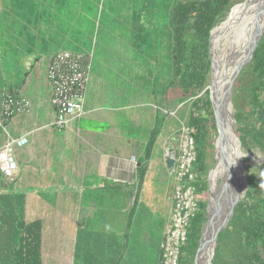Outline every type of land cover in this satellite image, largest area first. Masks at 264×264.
Listing matches in <instances>:
<instances>
[{
    "label": "crops",
    "instance_id": "0c3cea01",
    "mask_svg": "<svg viewBox=\"0 0 264 264\" xmlns=\"http://www.w3.org/2000/svg\"><path fill=\"white\" fill-rule=\"evenodd\" d=\"M45 27V24H39L33 29L35 34L29 35L25 43L16 48L19 52L18 57L26 59L27 70L24 67L25 71L23 70L20 75L19 67L10 66L8 68L10 70L4 72L5 87L1 90V103L8 92L30 101L26 112L4 122V129L7 125L8 128L21 133L15 136L16 138L26 136L29 140L28 144L22 147L29 145L22 153L23 166L15 154L19 164L16 177L18 178L19 173L23 171L25 174L23 186L27 189L24 196L30 197L29 199L23 196L24 220L26 223L38 220L42 222V258L43 253L57 252L58 264H133L128 244L129 212L141 188L147 189L149 186L148 162L155 154L160 153V149L157 152L160 146L164 155L161 160L164 164L163 169L161 171L159 169L160 182L170 178V175L174 176V169L169 170L165 164L167 150L170 147L177 148L176 129L170 122L172 112L169 109L174 104L170 105L168 98L162 97L161 100L168 110L161 116L162 102L150 104L132 102L130 105L127 96H123L121 92L100 88L95 92L86 93L84 113L81 116L70 117L66 128L57 130L54 127L56 110L51 104V86L47 79V71L58 52L48 56L45 42L47 36L45 35L44 39L39 34ZM56 38L57 36L49 37L51 41ZM87 55L91 56L92 70L93 54ZM40 60H44L46 67L43 85L30 76L34 68L40 65ZM3 82L4 80L1 86ZM136 106H150L155 111L142 110L130 113V116L129 108ZM129 120L143 130L138 133L130 132ZM8 136L12 135L7 134V138ZM153 139L151 155L146 159L147 147ZM51 148L55 153H59L58 156L62 159H66V155L69 156L70 174L63 179L55 177L52 183L49 181L47 184L41 175V183L40 179L31 176V171L35 169L40 173L45 172L49 167L47 161ZM37 159L39 162L35 164ZM43 166L45 167L42 168ZM16 177L13 180L0 178L2 179L0 185L2 188L5 187L3 188L5 193L0 200V231L7 229L8 234L15 230L17 221V215L13 212L16 211L14 202L16 192L12 185ZM31 178L35 182L34 186ZM32 187L41 191L49 189L46 192L55 198L54 203L57 207L54 226L48 223L47 215L41 213L42 209L35 208L36 205H45L48 202L43 199L42 192H35ZM136 202L141 203L138 200ZM173 206L174 193L172 203L169 205L167 201V208L164 211L166 219L162 228L160 248L168 226L165 225L167 220L171 219ZM4 207H10L12 214L11 210L8 215L4 214ZM143 213V209L137 204L135 223L139 222V216H144ZM6 217L7 222L4 221ZM51 231H57L54 232V237ZM148 236L145 234L141 241H137L139 248ZM148 241L143 243V248ZM144 262L143 258L138 264H145Z\"/></svg>",
    "mask_w": 264,
    "mask_h": 264
},
{
    "label": "rangeland",
    "instance_id": "374dc122",
    "mask_svg": "<svg viewBox=\"0 0 264 264\" xmlns=\"http://www.w3.org/2000/svg\"><path fill=\"white\" fill-rule=\"evenodd\" d=\"M175 1L177 0H0V119H2L1 90H4L5 87L4 72L7 73L10 70L8 68L13 65L19 67L21 70L20 75H22L24 67L25 70H27L25 66L26 59L24 60L18 57L19 52L16 48L23 45V42L25 43L29 35H34L35 32H33V29L38 27L41 23L46 26L39 34L44 39L45 35L47 36L45 42L48 56L64 50L93 54L92 70H90L89 73L87 93L95 92L96 89L100 88L111 92L117 90L121 92L123 96H127V102L130 105H132V102L137 104L162 102V97L166 95L168 96L167 98H170V95H168L170 93L167 94L166 91H168V89L166 88L172 77V31L169 28L167 16ZM234 1L231 8L221 17L216 27L221 26L228 20L233 9L255 0ZM257 13H262L264 16V8L258 10ZM140 23L142 26L138 27ZM263 26L264 23L259 30ZM231 32L232 31H228L218 38V42L220 43L219 48L221 50L225 49L221 54L222 58H220L221 64L225 63L220 67L221 72H223V66L226 65L228 58L232 57L233 52L237 53L239 50L240 43L234 46V49L231 48L230 40H228L230 39ZM56 36L57 38L55 40L51 41L49 39V37L54 38ZM240 39L242 40V38ZM17 42L19 43L17 44ZM219 52L221 53V51ZM8 58H10V60H8ZM239 61L234 65V68ZM39 63L40 65L34 68L30 76H32L33 80L35 79L39 81V84L43 85L45 83V63L44 60H40ZM227 67L228 66H226V68ZM244 67H247V65ZM241 71L232 83L231 114L234 115V117L236 113L237 115H246L253 120L252 116H250L249 100L245 92L247 83L251 81V75H247L241 79L243 83V86H241ZM2 80H4V82L1 86ZM211 81L212 78L210 76L207 87L211 85ZM172 106L169 108L172 112V114H170V122L176 129L175 146L178 148L182 131L181 128L188 122L190 104L186 102L183 105L174 104ZM161 108L162 116L165 114V111L168 110L164 101L161 104ZM150 109L155 111V109L150 106L132 107L129 108V115L130 113L133 114ZM251 120L247 122L252 124ZM236 125L237 122L235 123V126ZM5 128L6 129L0 126V147L8 140L7 134H11L13 138L21 134L20 132L14 131L12 128H8L7 125ZM57 130L59 129L57 128ZM142 130V128L136 126L129 120L130 132L138 133ZM27 148H29V145L20 149L13 147V151L18 156L22 166L24 164L22 153L24 150H27ZM159 149L160 153L158 155L155 154L153 159L148 162V169L150 172L149 186L147 189L141 188L137 199L138 202L141 201V203L137 204L143 209L144 216H139V222L135 224L132 230L135 232L133 237L136 243L137 241H141L145 234L149 235L143 240L141 245L149 240L146 242L145 246L149 248V252L151 251L153 258H156V254L160 249L162 228L166 219L164 211L167 208V201H169V205L173 201V189L175 185V178L173 175H170V178H167L165 181L160 182L159 169L160 171L163 169L162 165L164 164H162L163 161L161 160L164 155L163 151H161V146L157 149V152ZM240 149L242 152L240 158L244 159L248 157L249 164L252 167L253 174L258 183L260 194L264 196V188L260 187V185L264 183V152L256 148L245 151L242 145ZM58 155L59 153H55L51 148L50 157L47 161L49 167L45 172L41 173L34 169V171H31V176L40 179L42 183V175L47 184L49 181L52 183L55 177H62L63 179L66 175H69V156L66 155V160ZM215 155L216 152L214 147L208 159L209 172L213 171L217 165ZM30 162L32 161L30 160ZM38 162V159L35 160V164ZM58 165L61 167H57ZM44 167L45 166L42 168ZM27 173H29V171ZM222 177L218 180L217 185L219 186L223 181ZM24 179L25 174L21 171L18 178L16 177V181L12 183L16 192L14 199V202H16V211L13 212L15 215H21L20 217L25 216L23 205L24 197L30 199V197L24 196V194L27 193V189L23 186ZM242 179L245 189H248L247 172L245 168L242 170ZM31 180L34 186L35 182L32 178ZM1 181L2 179H0V182ZM3 188L2 185H0V200L2 194L5 193ZM30 190L29 188V191ZM46 190L47 189L41 191L33 188L35 192H42L43 199L48 202V204L45 205H36L35 208L42 209L41 213L47 215L48 223L54 226L56 223L55 208L57 205L54 203L55 198H52ZM136 190L137 189H135V191ZM47 191H49V189ZM1 205L3 206L2 202ZM3 210L6 215L10 213V210L12 214V209L10 207H4ZM7 220L8 217H6L4 221L7 222ZM169 224L170 219L167 220L165 226ZM54 232L56 233L57 231H51L53 237ZM1 235L0 232V243L7 242L6 238ZM233 238L232 233H225L223 235L215 264H227L230 257L228 244L232 242ZM11 248L12 246L6 243L0 245V264H9V260L7 257L5 258V256ZM43 254L44 264H58L59 260H57V255H59V253L46 252ZM151 264H156V259L151 261Z\"/></svg>",
    "mask_w": 264,
    "mask_h": 264
},
{
    "label": "trees",
    "instance_id": "16d2710c",
    "mask_svg": "<svg viewBox=\"0 0 264 264\" xmlns=\"http://www.w3.org/2000/svg\"><path fill=\"white\" fill-rule=\"evenodd\" d=\"M234 0H177L168 12V25L172 31V77L167 88L169 104H190L186 124L193 137L196 149L195 181L198 208L191 219L185 245L180 252L179 264H194L200 245L202 228L208 220L209 202V157L214 150L217 127L210 89L204 91L211 75V57L209 50L210 34L221 17L233 5ZM141 21V18H140ZM140 23L138 27H141ZM83 53V52H82ZM251 75L245 92L249 100L251 120L246 115L235 114L238 133L245 151L259 149L264 152V35L247 67L241 71V79ZM171 90V91H170ZM166 97H168L166 95ZM171 107V106H170ZM252 121V124L247 121ZM157 135V134H155ZM154 139L147 147L145 158L149 159ZM247 172L248 189L244 199L236 206L234 215L228 225L218 236V246L213 258L215 264L220 250V242L225 233H232L233 240L228 244L230 257L227 264H264V196L260 194L258 183L249 164L244 159ZM0 178H4L0 173ZM139 190V189H138ZM139 192V191H138ZM138 199V194L136 201ZM129 212L128 244L133 264L144 258L145 264L163 262V250L160 248L153 258L147 246L139 248L134 242L135 213L137 202ZM17 215L14 231H0L8 244L12 246L5 256L9 264H43L42 235L43 225L40 220L26 223L24 216ZM3 243H0L3 244ZM136 244V246H135ZM138 244V245H137ZM131 260V259H130Z\"/></svg>",
    "mask_w": 264,
    "mask_h": 264
},
{
    "label": "built area",
    "instance_id": "2783aa9c",
    "mask_svg": "<svg viewBox=\"0 0 264 264\" xmlns=\"http://www.w3.org/2000/svg\"><path fill=\"white\" fill-rule=\"evenodd\" d=\"M90 67L91 56L85 53L64 50L54 56L47 77L51 86V104L56 110L55 128L65 129L70 117L84 113ZM29 106L28 99L6 93L2 100L0 126L4 127L5 121L26 112ZM181 129L174 168V206L161 245L162 264H179L190 221L198 208L196 187L193 184L197 156L195 142L186 125ZM28 141L26 136H8V141L0 147V173L4 178L13 180L16 177L19 164L13 147L22 148Z\"/></svg>",
    "mask_w": 264,
    "mask_h": 264
},
{
    "label": "water",
    "instance_id": "95a60500",
    "mask_svg": "<svg viewBox=\"0 0 264 264\" xmlns=\"http://www.w3.org/2000/svg\"><path fill=\"white\" fill-rule=\"evenodd\" d=\"M215 26L210 34L209 50L211 57V85L204 91L210 89V100L214 110L218 137L215 142V152L217 167L220 165L225 176L221 184L224 187L215 196L213 201V191L211 183V172L208 174L209 179V202L207 207L208 220L202 228L200 245L196 254L194 264H213V258L218 246V236L225 230L233 215L236 206L244 199L247 189L243 188L242 170L243 159L240 158L241 141L235 131L236 119L234 115L227 112L228 105H231V88L232 83L242 68L247 65L264 35V29L256 36L252 45L247 51L244 59L238 63L233 73H220L218 68L212 42L214 38ZM229 76V77H228ZM232 133L230 135L229 133ZM234 138V140L232 139ZM233 148V151H230ZM177 148L170 147L165 155V164L169 170H173L176 164ZM248 184V183H247ZM221 186V185H220ZM233 197L231 200L229 197ZM228 199L229 203H226Z\"/></svg>",
    "mask_w": 264,
    "mask_h": 264
},
{
    "label": "bare ground",
    "instance_id": "6f19581e",
    "mask_svg": "<svg viewBox=\"0 0 264 264\" xmlns=\"http://www.w3.org/2000/svg\"><path fill=\"white\" fill-rule=\"evenodd\" d=\"M262 8H264V0H255L247 4L241 5L240 7L233 9L231 13L229 12L230 15H229L228 20L225 23H223L221 26L215 29L212 46H213V50L215 53V59L217 62L216 66H218V68L219 66L222 67V65L225 64V63L221 64V61H220V58H222L221 54L224 52L225 49L221 50L219 48L220 43L218 42V38L222 34L228 31H232L230 39H228L230 40L231 48L234 49L235 48L234 46L240 43L239 50L237 51V53L233 52L232 57L228 58L226 65L223 66V72H221L219 69L220 73H229V75H231L233 73V70L235 69L234 65L239 60H240L239 61L240 63L244 59V57L247 54L248 49L252 45L256 36L264 29V26H263L259 30V28L264 23V16L262 13H257V11L261 10ZM240 38H242V40ZM219 51H221V53ZM226 66L228 67L226 68ZM231 66H232V69H231ZM231 110H232V106L228 105L227 112L229 114H231ZM229 134L232 135L231 132ZM232 139L234 140L233 137ZM230 151L232 152L233 148H230ZM222 176L224 178L225 172L222 171L220 168V165H218L211 172L213 201H214V196L224 187V183L221 184V186L217 185L219 178ZM242 185L244 188L243 183ZM229 198L231 200L233 199V197L231 196ZM225 201L226 203H229L228 199H226Z\"/></svg>",
    "mask_w": 264,
    "mask_h": 264
},
{
    "label": "clouds",
    "instance_id": "9594fccd",
    "mask_svg": "<svg viewBox=\"0 0 264 264\" xmlns=\"http://www.w3.org/2000/svg\"><path fill=\"white\" fill-rule=\"evenodd\" d=\"M260 187H261V188H264V183H262V184L260 185Z\"/></svg>",
    "mask_w": 264,
    "mask_h": 264
}]
</instances>
